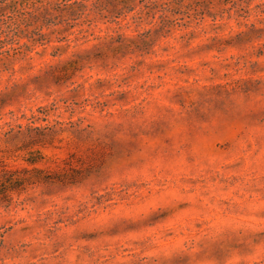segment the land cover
I'll return each instance as SVG.
<instances>
[{"label":"rangeland","instance_id":"rangeland-1","mask_svg":"<svg viewBox=\"0 0 264 264\" xmlns=\"http://www.w3.org/2000/svg\"><path fill=\"white\" fill-rule=\"evenodd\" d=\"M41 4L0 0V264H264V0L102 58L147 24L59 35Z\"/></svg>","mask_w":264,"mask_h":264},{"label":"trees","instance_id":"trees-1","mask_svg":"<svg viewBox=\"0 0 264 264\" xmlns=\"http://www.w3.org/2000/svg\"><path fill=\"white\" fill-rule=\"evenodd\" d=\"M42 4L33 10L36 21L40 26H58L54 29L59 35L74 25L91 24L96 19L118 22L120 18L127 19V23L137 26L147 24L148 28L132 36L126 37L121 33L110 35L104 45L94 46L93 57H117L126 54L143 56L150 52L157 38L168 34L184 18L197 14V6L205 0H37ZM34 6L35 4L32 3ZM27 20H31V17ZM32 21V20H31ZM80 21V22H79ZM79 22V23H78ZM41 27H38L40 31ZM255 30L251 25L247 31L238 37H249ZM40 33V32H39ZM43 34V33H41ZM40 34V35H41ZM58 41L63 37H57ZM58 49V47H56ZM85 58H90L89 54ZM83 59L77 56L70 61L73 69H78V63ZM0 175H13L4 167L0 168Z\"/></svg>","mask_w":264,"mask_h":264}]
</instances>
